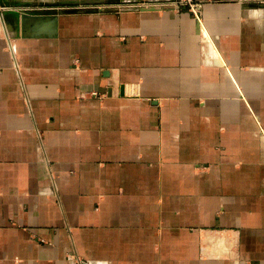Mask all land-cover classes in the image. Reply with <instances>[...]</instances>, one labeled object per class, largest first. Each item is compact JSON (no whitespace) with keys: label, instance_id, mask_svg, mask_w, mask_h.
Masks as SVG:
<instances>
[{"label":"crops","instance_id":"1","mask_svg":"<svg viewBox=\"0 0 264 264\" xmlns=\"http://www.w3.org/2000/svg\"><path fill=\"white\" fill-rule=\"evenodd\" d=\"M127 1L1 3L0 264H264V4Z\"/></svg>","mask_w":264,"mask_h":264},{"label":"rangeland","instance_id":"2","mask_svg":"<svg viewBox=\"0 0 264 264\" xmlns=\"http://www.w3.org/2000/svg\"><path fill=\"white\" fill-rule=\"evenodd\" d=\"M257 1V0H256ZM264 4V0H258ZM214 2V0H132L123 3L114 4L120 8H127L136 11H174L177 13L188 12L195 19H203L206 5ZM3 0H0V14L2 13L1 6Z\"/></svg>","mask_w":264,"mask_h":264},{"label":"water","instance_id":"3","mask_svg":"<svg viewBox=\"0 0 264 264\" xmlns=\"http://www.w3.org/2000/svg\"><path fill=\"white\" fill-rule=\"evenodd\" d=\"M111 11H114V10H112V9H95V10H90V11H86V12H111ZM74 12H77V11L61 10V13H63V14L74 13ZM42 13L43 12H41V14Z\"/></svg>","mask_w":264,"mask_h":264},{"label":"built area","instance_id":"4","mask_svg":"<svg viewBox=\"0 0 264 264\" xmlns=\"http://www.w3.org/2000/svg\"><path fill=\"white\" fill-rule=\"evenodd\" d=\"M97 94H94V96H96Z\"/></svg>","mask_w":264,"mask_h":264}]
</instances>
